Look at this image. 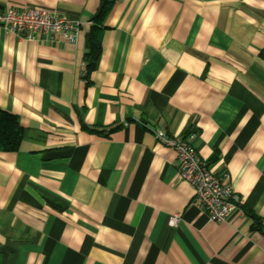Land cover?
Listing matches in <instances>:
<instances>
[{
    "label": "crops",
    "instance_id": "1",
    "mask_svg": "<svg viewBox=\"0 0 264 264\" xmlns=\"http://www.w3.org/2000/svg\"><path fill=\"white\" fill-rule=\"evenodd\" d=\"M28 7L80 36L0 27V108L24 131L0 152V264H264V0H0ZM157 131L229 176L225 222Z\"/></svg>",
    "mask_w": 264,
    "mask_h": 264
},
{
    "label": "built area",
    "instance_id": "2",
    "mask_svg": "<svg viewBox=\"0 0 264 264\" xmlns=\"http://www.w3.org/2000/svg\"><path fill=\"white\" fill-rule=\"evenodd\" d=\"M0 27L34 42L63 38L76 44L80 36V23L66 15L36 7L0 12ZM155 138L176 153L179 178L194 189L195 202L202 207L209 221L225 222L239 203L228 183L229 176L214 175L196 148L186 140L170 137L163 131H157ZM179 221L178 215L171 217L173 227H176Z\"/></svg>",
    "mask_w": 264,
    "mask_h": 264
},
{
    "label": "trees",
    "instance_id": "3",
    "mask_svg": "<svg viewBox=\"0 0 264 264\" xmlns=\"http://www.w3.org/2000/svg\"><path fill=\"white\" fill-rule=\"evenodd\" d=\"M110 8L111 6L107 2H104L102 10L96 18L97 21H102L108 14ZM96 46L99 50V45L96 44ZM23 135V127L18 117L0 108V152H17L23 140ZM48 202L55 206L52 201L48 200Z\"/></svg>",
    "mask_w": 264,
    "mask_h": 264
}]
</instances>
